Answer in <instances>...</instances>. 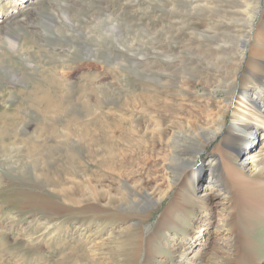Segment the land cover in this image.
Returning a JSON list of instances; mask_svg holds the SVG:
<instances>
[{
    "label": "bare ground",
    "instance_id": "obj_1",
    "mask_svg": "<svg viewBox=\"0 0 264 264\" xmlns=\"http://www.w3.org/2000/svg\"><path fill=\"white\" fill-rule=\"evenodd\" d=\"M30 1L13 0L10 6L12 12L5 18H17L21 11L17 10L18 5L31 7L33 4ZM200 2L203 4L200 5ZM229 2L234 8L232 12L215 10L214 13L223 14L218 16L219 20L228 17L236 19L238 29L234 34L239 39V48L247 55L240 82L236 77H225L228 80V91L223 100L212 98L207 93L221 76H215L210 68L202 70L195 61L209 49L206 50L199 41L190 40L189 49L193 57L186 59L180 53L174 65L176 67L157 63L156 66L148 65L144 70L145 78L137 83L139 93L131 92L113 111L106 112L107 109H104L103 101L93 89L94 80L90 78L85 82L75 71L72 72L76 76L72 89L66 91L65 78L57 76L55 72L54 78L48 79L43 88L30 93L32 98L25 103L27 107H20L21 114L34 112L43 121V130L46 127L55 128L56 123L53 122L68 118L67 107L70 104H82L87 112L84 121L80 120V123L74 125L67 119L58 132L53 131L57 134L54 138L58 143L65 142L70 136L69 132L73 134L71 126H76H73L76 130L74 133L78 134L76 138L80 143L83 141L88 144L89 155L95 156V152L100 159L97 163L100 171L95 173L97 184L93 185L92 190L94 205L91 203L92 208L84 206L78 210L86 220H98L95 230H91L95 239L89 242L92 236L85 237L88 242L79 243L81 259L69 264H154L152 241H156L165 230L169 231L171 226H176L180 232L169 238L165 236L172 257L163 259L161 264H204L203 254L211 239L216 240L212 264H264V261H254L256 243L250 235L256 230L257 223L264 221V161L258 160L264 159V141H256L258 132L264 135V0ZM180 3L182 0H177L175 8L180 15L179 21H175V25H180L176 29L177 33L183 34V29L200 32L198 24L203 19L197 14H203L202 18L209 24L207 14L211 10L208 0L195 1V4H187L186 8H181ZM6 11L0 4V17L8 14ZM185 14L194 22L185 21ZM206 37L219 46L218 51L230 46L225 35L212 37L206 33ZM114 71L107 69L108 73ZM86 95L92 96L91 99H85ZM17 110L18 107L8 108L0 113V125L3 126L0 127V146L6 149V142L10 139L14 147H18V152L23 147V152L28 151L37 156L44 147L38 140L39 136L29 146L31 137L20 139L15 133L17 131L11 129L19 120L20 113H16ZM136 110L141 113L139 120L134 113ZM119 114L130 115L132 118V123L123 133H118L116 126ZM88 126L94 130L91 131L92 127L87 129ZM221 134L223 138L216 150L208 155L207 163L197 167L196 157ZM243 150L254 153V161L249 170L237 164L238 154ZM33 163V171L36 169L35 186L41 185L44 189L43 186H51L54 181L51 182V172H47L50 171L49 167L35 161ZM136 167H141L144 173L139 175ZM127 168L130 174L124 180ZM75 172V169H71L73 175ZM190 172L193 174L192 180ZM111 174L120 181H114L104 188L102 180L107 181L106 178L110 179L108 176ZM131 176L137 178L131 182ZM194 179L196 181L192 185ZM204 183L205 189L202 187ZM174 190L175 194L170 197ZM87 191L89 189L86 187L83 193ZM199 191L203 195H199ZM219 195L228 200L224 205L213 201ZM183 198L196 208L188 207L182 201ZM54 200L37 198L33 203L45 208L47 214L59 215L70 211L65 203L57 198ZM162 204L165 209L154 229L151 232L143 231V225L148 223L153 210ZM146 207L151 209L143 211ZM191 211L193 217H190ZM113 219L116 221L111 222ZM86 220H81L80 225L84 227H80L81 236L83 232L90 231ZM106 223L112 227H104ZM182 223L189 224L183 226ZM49 224L47 221L42 223V233L50 230ZM117 227L122 229L121 232H116ZM224 231L228 236L221 238ZM120 233L134 238L124 241ZM104 234L108 236L104 238ZM105 248H110L113 253L107 254ZM129 251L133 255L130 263L122 258Z\"/></svg>",
    "mask_w": 264,
    "mask_h": 264
},
{
    "label": "rangeland",
    "instance_id": "obj_2",
    "mask_svg": "<svg viewBox=\"0 0 264 264\" xmlns=\"http://www.w3.org/2000/svg\"><path fill=\"white\" fill-rule=\"evenodd\" d=\"M195 1L198 0L193 2L182 0L180 7L186 8L187 4H195ZM208 1L211 10L209 15L207 14L209 24L205 23L203 14H197L203 19L198 24L203 35L188 29H183V34L177 33L180 28L179 24L175 25V21L180 19L175 9L177 0H31L33 6L26 8V6L18 5L17 10H21L18 17L9 20L5 17L12 12L10 6L13 0H0L1 6H4L8 13L0 17V27L2 26L0 30V113L4 109H15V107H18L16 113H20V107H27L25 103L30 102L32 98L30 93L43 88L48 79L54 78L55 72L57 76L65 78L67 83L65 90L72 89V82L76 78L74 74L72 75L73 71L77 76L84 78L85 82L92 78L93 89L103 101L104 109H107L106 112L113 111L131 92L139 93L140 88L137 83L145 78L144 70L148 65L154 66L157 63L176 67L174 65L180 53L186 59L193 57V52L189 49L190 40L199 41L206 50L209 49L195 61L202 70L210 68L215 76H221V79L207 93L212 98L218 97L223 100L228 91V80H225V77L228 79L236 77V80L240 82L247 53L239 48V39L234 34L238 29L236 19L231 20L228 17L219 20L218 16L223 14L214 13L215 10L232 12L233 5L229 0ZM202 4L200 2V5ZM184 17L185 21L194 22L187 14ZM11 20L14 21L11 23ZM228 30H230L229 33L226 32ZM206 33L212 37L227 36L230 46L218 51L219 46L207 39ZM107 69L115 71L108 73ZM98 95L97 98H99ZM91 97L86 95L85 99H91ZM67 108L68 118L57 120L53 122V124L56 123L55 128L46 127L44 130L43 121L34 112L18 115L19 120L11 129L17 131L15 133L20 139L31 137L29 146L31 141L39 136L38 140L44 147L37 156L31 155L28 151L23 152V147L20 148L21 153L18 152V147H14L13 140L10 139L6 142V149L0 146V264L76 263L81 259L79 243L88 242L85 237L88 238L90 235L93 239L89 242L95 239L94 232L91 230H95L98 220L93 218L86 220L82 212L78 210L84 206L92 208L94 205L92 190L93 185L97 184L95 173L97 170L100 171L97 166L100 159L95 152V156L89 155L88 144L83 141L80 143V140L76 138L78 134L74 133L76 131L74 127L77 128L74 125L80 123V120L84 121L87 116L83 105L70 104ZM134 113L139 120L140 111L136 110ZM67 119L74 124L70 128L74 130L73 134L70 131L66 141L58 143L54 138L57 134L53 131L58 132L61 124ZM116 119L118 133H123L132 123V118L126 114H119ZM0 127L3 128L1 125ZM91 127L88 126L87 129ZM93 130L92 127L91 131ZM222 138L223 134L196 157L197 167L207 163L208 155L216 150ZM256 138V141L263 142V132H258ZM121 147L124 145L121 144ZM253 155L254 153L250 150H243L238 154L237 164L249 170L254 161ZM258 160L264 161L263 158ZM33 161L49 167L50 171L47 170V172L52 174V180H50L56 184L53 182L51 186H43L45 189L41 188V185L36 187L34 178L36 169L33 171L34 166L31 165L34 164ZM70 168L75 169L74 175ZM135 169L139 171V175L141 172L144 173L141 167ZM129 170L125 169L124 180L125 176L130 174ZM192 176L190 172L191 180ZM108 177L110 179L106 178L107 181L102 180L103 187H108L114 181H120L112 174ZM134 178L137 177L131 176L129 180L132 182ZM195 181L196 179L191 182L192 185ZM44 182L48 183L46 180ZM86 187L89 189L88 194L83 193ZM202 187L205 189V183ZM174 194L175 190L171 192L170 197ZM198 194L203 195V192L199 191ZM54 197L61 203H65L70 211L59 215L47 214L45 208L42 207V210L41 206L36 204V207L33 203L37 198L54 200ZM182 201L188 207L196 208L195 205L188 203L186 198ZM213 201L224 205L228 200L219 195ZM164 207L162 204L153 210L152 217L143 225V231L145 229V232H151L154 229ZM150 209L146 207L142 210ZM191 213L190 217H193V212ZM83 218L90 227V231L83 232L84 237L79 234ZM113 220L111 222L116 221ZM44 221L51 225L50 230L45 234L41 231ZM188 224L182 223L183 226ZM41 225L42 228H40ZM108 225L106 228L112 227L110 223ZM120 230L122 229L118 228L116 232H121ZM179 232L176 226H171L169 231L165 230L159 236L160 238L158 237L159 239L152 241L151 254L154 264H161L163 259L172 257L171 251L167 248L165 236L169 238V236L178 235ZM224 233L222 237L220 236L221 238L228 236L225 231ZM250 235L256 243L254 261H264V221L258 222L256 230ZM107 236L108 234L104 238ZM120 238L128 241L134 237H127L124 233H120ZM215 242V239L209 241V246L203 254L204 264L213 263L211 258H213ZM105 251L109 255L113 253L110 248H105ZM132 256V252L129 251L122 258L130 263Z\"/></svg>",
    "mask_w": 264,
    "mask_h": 264
}]
</instances>
